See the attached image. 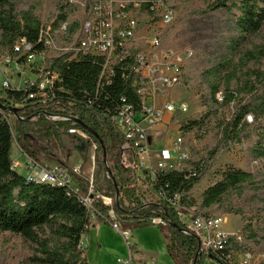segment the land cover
<instances>
[{"label": "trees", "instance_id": "16d2710c", "mask_svg": "<svg viewBox=\"0 0 264 264\" xmlns=\"http://www.w3.org/2000/svg\"><path fill=\"white\" fill-rule=\"evenodd\" d=\"M77 6L78 10L73 11L68 3L59 0L43 20V2L39 0L32 1L25 8L20 7L17 0H0V53H12L18 40L25 38L34 47L33 51L38 54L37 59L44 68L62 79L56 84L55 95L49 99L30 98L28 89L7 90L4 97L0 92V233L20 236L29 244L27 264H89L82 243L94 223L88 210L65 189L28 183L18 169H13L12 159L14 145L35 160L39 153L52 155L49 143L62 142L63 135L73 136L89 148L92 142H85L76 133L82 131L96 143V152L103 156L99 161L101 167L107 165L103 148L114 159L115 173L112 172L105 183L96 186V191L116 199V218L113 220L108 208L95 199L98 220L117 223L120 228L119 223H122L125 228L128 225H150L154 218L160 217L170 234L168 252L177 264H204L206 259L225 264L213 253L201 250L198 237L184 232L176 210L167 201L144 204L138 196V188L133 186L130 178L132 165L138 158L123 149L127 139L113 123L122 99L127 103L139 102L122 75L116 74L110 83L103 79L99 88L102 58L80 55L69 61L70 55H52L47 59L41 56L44 49L40 42L41 31L48 25L51 24L55 31L67 23L70 39L80 34L90 2L84 8ZM79 11L82 17H79ZM214 14H220L226 36L222 49L209 56L208 66L202 72V80L208 90L209 115L234 102L239 104L237 113L229 122L221 124L215 146L197 164L191 163L190 169L187 165L192 162L191 158L183 171H158L154 179L148 169H142L144 182L167 198L181 195V204L186 208L197 206L193 193L210 171L211 161L228 144L243 147L248 144L249 157L264 160V42L257 44L253 41L264 28V0H211L205 7L190 12L189 17L210 18ZM173 27L164 33L163 41L178 48L181 36ZM193 59L194 56L190 62ZM219 93L222 94L221 101L217 97ZM11 109H17L18 114L14 115ZM51 115L69 116L71 119L52 121L49 119ZM249 115L253 117L252 123L246 119ZM11 116L17 118L14 130L9 123ZM82 124L94 130L99 139L85 130ZM203 124V121L182 123L181 129L187 135L193 131L205 134ZM125 152L130 154L128 163L123 162L122 153ZM71 174L87 190L89 181H84L72 171ZM247 191L264 192V179L258 180L250 172L228 169L221 173L220 181L204 191L197 214L207 217L213 212L241 215V205L232 199L234 195ZM261 205L264 210V201ZM244 233L250 241L264 238V231H256L250 224L245 226ZM229 241L227 251L247 249L244 240H238L235 235Z\"/></svg>", "mask_w": 264, "mask_h": 264}, {"label": "built area", "instance_id": "2783aa9c", "mask_svg": "<svg viewBox=\"0 0 264 264\" xmlns=\"http://www.w3.org/2000/svg\"><path fill=\"white\" fill-rule=\"evenodd\" d=\"M69 1L82 8L90 2L88 16L82 24L80 34L70 39L67 23L55 31L51 24L48 25L41 31L40 42L44 44L41 56L47 59L52 55H70L69 61L80 55L100 57L103 59V65L99 88L103 79L105 83H110L119 73L133 89L139 102L127 103L122 99L123 103L113 117L116 129L127 139L123 149L138 158L132 165L130 174L133 186L142 185L145 178L143 168L150 171L153 179L158 171H183L191 157L186 141L188 135L182 131V124H179L177 136L170 142V147H161L158 150L153 147L155 135L160 132L161 125L168 124L175 116L189 111L187 103L175 102L170 98V92L182 83L186 66L194 56L192 50L173 47L163 41L164 33L173 26L177 17L174 0ZM33 50L34 47L22 38L15 44L12 53H0V75L5 78L0 83L2 97L7 90L23 89L24 82L27 84L30 98L49 99L55 95L56 84L62 82V79L58 74L47 71ZM11 68L22 79L27 72L36 74L39 78L36 81H22L20 87L15 88L12 83L14 76L8 77L6 71L8 69L12 74ZM217 97L222 100L221 93L217 94ZM49 119L68 121L71 117L51 115ZM246 119L249 123L253 122L251 115ZM76 133L85 142H92L96 150L97 145L88 134L82 131ZM24 154L27 156L24 165L27 174L24 177L28 183L65 189L69 196L76 197L84 205L94 222L98 220V212L94 209V200L97 199L108 208L109 216L115 220L116 199L97 192L92 180L89 181L87 190H84L71 174L72 171L78 176L79 169L71 170L62 164L48 167ZM20 167V163L13 162V169ZM150 188L157 203L167 201L176 210L184 232L199 238L201 250L213 253L225 264H264V256H256L249 248L226 250L233 235L223 231L221 217L201 216L197 214V206L186 208L181 204V195L167 198L152 185ZM111 224L124 238L130 250L133 243L129 231H122L117 223ZM151 225L165 227L166 223L158 217L152 220ZM235 236L242 240L238 234ZM119 263L132 264L131 256L127 261L119 260Z\"/></svg>", "mask_w": 264, "mask_h": 264}, {"label": "rangeland", "instance_id": "374dc122", "mask_svg": "<svg viewBox=\"0 0 264 264\" xmlns=\"http://www.w3.org/2000/svg\"><path fill=\"white\" fill-rule=\"evenodd\" d=\"M32 1L35 0H17L20 3V7H27ZM43 2L42 19L48 17L49 13L53 11L58 5L59 0H39ZM67 4L70 9L77 11V3H70L69 0H62ZM79 1V0H77ZM81 1V0H80ZM177 5V17L173 24V30L180 32L181 40L179 47L192 50L194 52V59L192 62H188L184 71V80L178 86H176L170 92V98L175 102H184L189 106V111L186 114L175 116L174 120L168 124L163 123L160 127L159 135L156 134V140L154 141V148L157 150L161 147H170V142L177 136L178 126L182 123L203 121L202 128L205 130V134H197L194 131L192 134H188L186 137L187 144L190 150V157L192 162L187 165V168H191V163L197 164L201 159L205 158L208 152L215 146L218 140L219 129L222 123L229 122L232 117L237 113L239 104L237 102L232 103L229 107L221 108L218 113L209 115L208 110V90L206 84L202 80V72L208 66L209 56L215 53L217 50L222 49V41L224 40L225 25L220 14H214L210 18H196L189 17V13L197 8L205 7L211 0H175ZM71 4V5H70ZM79 17H82V12H78ZM254 42L261 44L264 42V28L262 32L254 37ZM203 50V51H201ZM202 54V55H200ZM40 60V59H39ZM192 65V67H190ZM36 68V67H35ZM11 71L8 69V77H13L12 83L15 88L20 87L22 81L30 79L36 81L39 76L31 72H27L26 76L20 78L17 76L13 68ZM15 72V73H14ZM16 75V76H15ZM4 77L0 75V83L4 81ZM26 82L23 83L22 88L26 89ZM17 118L15 116L10 117L11 127L14 130ZM162 136V137H161ZM62 142L53 141L49 143V147L52 155H45L39 153L38 160L50 162H61L63 165H70V156H77L81 158L84 163V169L80 178L84 181L92 180L94 186L105 183V180L109 178L107 173V166L114 171V159L107 155V165L101 167L99 161L103 160V156L98 154L95 150V146L87 148L79 139H75L70 135H63ZM48 144V143H47ZM83 148V149H82ZM248 144L245 147L235 144H228L222 148L216 155V157L210 163V171L205 176L203 182L194 191L193 197L196 205H201V197L203 191L213 186L221 180V173L228 169L241 170L245 172L253 173L258 180L264 179V160H254L249 157L247 149ZM80 149V150H79ZM130 154L122 153L124 163L130 161ZM93 158V159H92ZM12 159L14 162L21 164L18 171L21 175H26L27 170L24 167L27 156L14 145L12 150ZM58 160V161H57ZM98 180V182H97ZM138 188V194L140 195L143 203H157L153 196V192L150 188V184L147 182L142 183ZM232 199L235 203L241 205L239 208L241 215L226 214L231 220H229L224 228L232 233L242 236L246 248L254 251L256 256H264V238H259L258 241H250L247 238V234L244 233L246 225L251 226L252 229L264 231V210L261 208L262 201H264V192L258 194L252 192H244V194L234 195ZM212 216L223 217L219 212H213ZM122 231L128 229L135 233L138 230L142 232H148L151 228L160 229L161 227L154 225H145L142 227H135L128 225L124 228L122 223ZM166 228V227H164ZM122 238V237H121ZM123 240V238H122ZM124 242V241H123ZM125 244V243H124ZM29 244L20 236L12 235L10 233H0V264H27V258L30 254ZM126 246V245H125ZM86 249V255L89 264H118V259H125V255L118 256L115 252L105 251L102 254L97 252V259H93V250L88 257L89 249ZM114 253V254H113Z\"/></svg>", "mask_w": 264, "mask_h": 264}, {"label": "crops", "instance_id": "0c3cea01", "mask_svg": "<svg viewBox=\"0 0 264 264\" xmlns=\"http://www.w3.org/2000/svg\"><path fill=\"white\" fill-rule=\"evenodd\" d=\"M159 133L161 132L158 131L157 134L159 135ZM69 156H70L69 158H70L71 166L70 165L69 166L65 165V166L69 167L71 170L79 169L78 176H81V173L84 169L83 161H81V158L78 156L77 158L74 155L72 156L71 153H69ZM43 161H44L43 163L48 167H54L59 165V163L56 162L47 163L48 161H46L45 163V160ZM201 202H202V197H201ZM221 218H222L223 231L227 234L234 235V233L224 228V225L229 220H231L229 216L225 215ZM126 231H129L132 239L131 242L133 243V246L131 247L130 250L127 247L124 238L117 230L113 228L111 222L107 220L95 221L89 233L83 238V242H82L83 246H87V248L89 249L88 257L90 256V252L92 250H93V259L95 260L97 259L98 256L96 255L97 252H99V254L100 253L102 254L105 251L107 252L111 251L118 254V256H122V255L126 256L125 259L119 258L118 264H120L119 260L127 261L128 259H130V256L132 259V264H177V262L170 256L168 252L170 234L166 228L161 227L159 230L156 228H151V230H149L148 232L145 231L142 232V230H138L135 233H133L132 230L130 229ZM121 237L123 238V240ZM204 264H219V263L212 259H206Z\"/></svg>", "mask_w": 264, "mask_h": 264}, {"label": "water", "instance_id": "95a60500", "mask_svg": "<svg viewBox=\"0 0 264 264\" xmlns=\"http://www.w3.org/2000/svg\"><path fill=\"white\" fill-rule=\"evenodd\" d=\"M11 111L13 112V114L14 115H17L18 114V110L17 109H11ZM82 126H83V128L85 129V130H87L91 135H93L95 138H97V139H99V135L94 131V130H92L91 128H89L88 126H86V125H83L82 124ZM101 143H102V141H100ZM152 142V137H150V143ZM103 150H104V157H105V162H106V158H107V151H106V149L105 148H103ZM107 173L109 174V176H112V172H111V170L108 168V166H107ZM113 182H114V186H115V188L116 189H118V184H117V182H116V180L115 179H113ZM117 198H119V193L117 192Z\"/></svg>", "mask_w": 264, "mask_h": 264}]
</instances>
